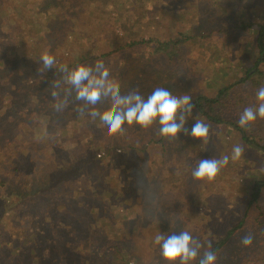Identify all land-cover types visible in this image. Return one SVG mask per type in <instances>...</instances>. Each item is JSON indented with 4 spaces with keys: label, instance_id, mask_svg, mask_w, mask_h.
<instances>
[{
    "label": "rangeland",
    "instance_id": "rangeland-1",
    "mask_svg": "<svg viewBox=\"0 0 264 264\" xmlns=\"http://www.w3.org/2000/svg\"><path fill=\"white\" fill-rule=\"evenodd\" d=\"M15 1H17L16 4L13 3ZM50 2V0H46V2L42 0L7 1L4 6L5 10L14 7L12 10L14 11L22 4L28 15L36 17L33 18L36 30L33 33H37L39 28L42 29L38 33L39 39H35L40 41L42 47H36L32 43L34 40L32 38H35L36 34H30L27 31L24 33L23 39L25 45L17 43L26 18L19 16L15 19L18 12L14 11L9 15V19L0 17L2 25L0 46L4 44L0 48V52L2 56L6 57V52L11 51L10 57L14 60L13 46H17L20 54L26 51V54L19 56L18 64L29 67L28 69L32 72L41 66V55L47 52L55 57L57 63L51 72H57L60 75L59 78L54 76V81L58 83L56 88H61L62 92L69 94L67 102L73 110L66 114L67 117L61 120V123L53 126V132L56 135L63 129L69 131V137L64 141L68 140L72 144L70 147L66 146L71 154L69 151L68 153L57 151L58 157L52 161L54 166L59 165L65 168L74 165L80 155L85 156L83 150L79 151L80 143L89 153V145L92 142L87 145V139L82 142L81 139L91 138L94 133L98 135L95 136L96 142L102 146H110L117 141L118 143L119 141L133 143L134 137L137 141L139 137L158 139L160 136L157 135L159 126L155 127L154 123L147 129H142L139 125L128 126L125 124L124 135L109 137L106 134V125L98 117L93 120L87 115L91 106L85 101L75 99V89L65 82L64 78L67 73H61L60 66L73 65L87 55L93 59L88 63L89 65H94L97 60L104 62L110 73L109 78L119 84L122 95L128 94L127 91L131 86L153 84L149 88L151 93L155 88L163 87L176 96L187 94L193 98L201 95L211 99L222 86L241 82L244 78V69L250 67L257 57L255 32L252 30L243 33L231 30V22L236 18L238 22L244 20L260 24L264 19L262 7L257 5L255 0H117L118 6L108 5L105 8L106 13L101 16L95 12L93 5L85 3L84 0H56L59 9L55 8L54 11L51 9ZM233 4H235L234 7ZM119 6L121 8L117 11ZM117 12L120 16L126 15L122 18V21L124 20L122 23H118L117 18H112V15ZM121 25H124L125 28ZM52 27H58L59 32L51 33ZM210 30H215V33L198 42H186L178 48L177 55L172 59L163 54L153 55L150 52L152 48H145V46L130 51L111 53L106 58L98 59L104 52H108L130 39L166 42L181 37H201L202 33ZM45 40L47 41L45 42ZM151 46L153 47L154 43ZM84 65L86 64L84 63ZM259 68L264 70V64L259 65ZM52 82L51 79L48 84L53 89ZM257 90L254 84L248 82L240 96L250 102L251 106H254L257 103ZM246 94L247 96H245ZM25 104L19 103L18 106H15L16 112L12 113L19 117L24 116L25 113L21 115L19 113L24 110ZM112 106L110 97H102L95 105L100 112L110 110ZM245 108L242 105V109ZM78 109L85 112L80 124L76 123L81 113ZM12 117L15 118V116ZM196 119L199 118L194 115L188 117L185 127L189 131ZM17 120L18 123L27 122V119ZM20 126H16L15 130L23 133ZM254 128L257 137L264 139V119L258 118ZM26 132L29 133V131ZM74 133L78 135L72 140L70 135ZM75 144L78 146L74 147ZM235 145H242L245 149L244 153L237 160L233 161L230 158L227 166L220 170L214 180L205 182L192 178V171L198 165L199 160L219 159L224 155L231 156ZM154 150V157L150 159L155 158L157 163L152 166H149L148 163V169L154 179L153 185H162L165 189L172 187L171 197H167V195L166 197H157L159 202L157 207L150 206V208L136 210L131 209L128 205L131 197L124 199L125 206L113 203L114 198H110L108 201L109 206L111 205V208L107 210L110 213V219L107 218L105 223L109 225L112 220L111 223L114 224L108 229V236L111 239L114 238L115 244L120 248L125 247L127 252L138 249L140 254L138 257L134 255L132 257L125 251L121 252L125 253L123 254L125 262H121L122 264H163L166 262L160 254V247L154 243L155 235L160 232L167 237L173 233L178 234L180 231H189L204 245V248H207V244L212 240L214 234L217 235L219 232L231 228L233 223L243 218L244 209L250 199V181L255 178L258 171H264L262 156L244 146L236 133L223 126L211 127L209 136L204 141L186 136L181 132L178 139H170L166 144L165 158H161L160 146L154 147ZM115 151L119 152L118 149L113 148L112 154ZM105 152L98 151L97 157L99 153V155H104ZM116 158L118 161L114 158L113 162L116 169L119 168L118 172L127 174L129 167L120 164L118 157ZM101 160L112 163V160L110 161L107 157H103ZM160 162H164V164L158 165ZM48 168L51 171L55 169ZM109 168L92 167L82 172L68 184L69 189L73 191V194L81 197L100 194L102 178L106 176ZM138 171L140 170L138 169ZM178 184L181 186L180 192H178ZM151 195L154 196L153 193ZM154 197L148 198L155 201L156 197ZM135 198L144 199L145 197ZM52 201L54 200L45 202L47 205H51ZM21 208L20 206L19 209ZM25 212V215H32L29 211ZM23 221L26 223H23V226L19 228L25 229L27 225L31 230L33 226L30 227L27 220ZM213 221H216L215 225ZM260 222L261 224H259ZM20 223L22 222L20 221ZM90 226L103 229L97 219L91 220ZM248 226L247 232L238 233L235 239L226 245V260L222 259L224 264L239 262L242 257L254 258V264L264 261V217L259 218L258 213L252 215ZM1 232L3 231H0V235ZM246 234L253 236V247L243 253L245 246L240 244V240ZM203 250L201 249V253ZM82 254L86 260L85 251ZM155 256L161 257L159 263H153L152 260ZM233 259L235 260L233 261ZM111 261L116 264L114 257ZM194 263L195 261L192 262V264ZM177 264H179L178 261Z\"/></svg>",
    "mask_w": 264,
    "mask_h": 264
},
{
    "label": "trees",
    "instance_id": "trees-1",
    "mask_svg": "<svg viewBox=\"0 0 264 264\" xmlns=\"http://www.w3.org/2000/svg\"><path fill=\"white\" fill-rule=\"evenodd\" d=\"M7 1L9 0H0V17L2 19H9V15L14 11L18 12L15 19L19 16L26 18L17 43L25 45L23 39L24 33L27 31L30 34H36V37L32 38L34 39L32 43L41 48L42 44L35 39H39L38 33L42 29L39 28L37 33H33L36 31L33 18L36 17L26 13L27 11L22 6L24 2L20 3L21 7L14 9V11H12L14 7L5 10L4 6ZM42 1L46 2V0ZM50 1L53 11L59 7L56 0ZM255 1L257 5L262 7L264 14V0ZM84 2L93 5V9L100 16L106 13L105 8L108 5L118 6L117 0H84ZM13 3L16 4L17 1ZM120 8V6L117 7V11ZM125 16H120L117 12L112 15V18H117L116 21L122 23L124 21H122V18ZM231 23V30L243 33L252 30L255 32L256 60L250 67L244 69V78L241 82L222 86L211 99L201 95L193 97L194 108L191 115L208 123L210 128L223 126L236 133L244 146L262 156V163H264V139L257 137L254 128L257 120L250 125L248 130L238 125L239 115L243 111L242 105L245 107L251 106L250 102L240 96L242 90L248 82L254 84L257 89L264 86V70L259 68V65L264 64V19L262 23L256 24L244 20L238 22L234 18ZM121 27L125 28L124 25H121ZM58 30V27H52L51 33L55 34V32H59ZM1 31L2 25L0 23ZM213 33H215V30L202 33L201 37L197 38L181 37L166 42L130 39L114 49L104 52L98 59L106 58L111 53L130 51L143 46L152 48L150 52L153 55L163 54L165 57L172 59L177 55L178 48L186 42H198L210 37ZM153 43L154 46L152 47L151 44ZM13 49L14 60L10 57L11 51L6 52V57L2 56L0 52V231H3L0 235V264H110V262L114 264L111 261L113 257L116 264H122L121 262H125L123 260V254L125 253H121L123 251L129 253L132 257L133 255L138 257L140 255L138 249L137 251L127 252L128 250L126 251L125 247L120 248L115 244L114 238L111 239L108 236V229L114 226L111 223L112 220H110L109 225L105 223L107 218L110 219V213L107 210L111 208V205L109 206L108 201L110 198H114L113 203L125 206L124 199L131 197L128 205L131 209L136 210L150 208V206L157 207L159 204L157 197H166V195L171 197L170 190L172 187L165 189L162 185H153L154 179L148 169V163L149 166L157 163L155 158L150 159L154 157V147L160 146L162 150L161 158H165L166 144L170 139L162 136L158 139L139 137L135 141L136 137H134L133 143L129 141H119L118 143L117 141V143L113 142L110 146H102L96 142L98 135L94 133L91 138L84 137L81 139V142L87 139V145L92 142L89 145V153L85 151L80 143L81 148L79 151L82 152L83 150L85 156L80 155L70 168L59 165L54 166L52 161L57 159V151L65 153L69 151V154H71L66 146L70 147L72 144L68 140L64 141L69 137V131L63 129L59 133L57 132L56 135L53 132V126L61 123V120L67 117L66 114L73 110L71 105L68 104L62 112H56L53 107L55 100L50 93L55 90L59 92L60 99L66 100H69V94L62 92L61 88L52 89L48 84L51 79L52 81L55 80L54 76L56 78L60 77L57 72L35 73L37 69L32 72L28 69L29 67L20 66L18 64L19 56L27 52L20 54L17 46H13ZM92 60L91 56L86 55L73 65L68 66V70L71 71L78 64L84 65L85 63L89 65L88 63ZM33 75L35 76L32 77ZM150 86L152 87L153 84L131 86L127 92L135 90L147 98L151 94ZM19 103H26L24 110L19 113V115L25 113L22 117L12 113L16 112L15 106H18ZM83 114L85 112L79 114L76 123L80 124L83 121ZM12 116L17 119H27V122L18 123V120ZM29 123H31L30 126H28ZM16 126H20L23 133L15 130ZM158 126V122L155 123V127ZM26 131H29V133ZM77 135V133L70 135L71 139H75ZM77 146L75 144L74 147ZM113 148L118 149L119 152L115 151L112 154ZM98 151H106L102 155L110 161L112 160V163L102 161L103 157L99 155L100 153L97 157ZM116 157H118L120 164L129 167L127 174L119 173V168L116 169L113 162L114 158L118 161ZM163 164L164 162H160L158 165ZM48 167L55 169L51 171ZM92 167H110L106 176L102 178L100 194L88 197L73 194L68 184L73 182L79 174ZM254 177L250 181V199L244 209L243 218L233 223L231 228L223 230L217 235L214 234L212 240H210L212 250L217 254V264H224L222 259L226 260V245L232 242L238 233L248 231L247 227H249L252 215L258 213L259 218L264 217V171H258V174ZM180 191L181 186L178 184V192ZM151 192L156 198L151 195ZM138 196L145 198H135ZM148 197H154L155 201H151ZM50 200L54 201L51 202V205H47L46 202ZM20 206L21 209H19ZM25 211H29L32 215H25ZM94 218L105 230L90 226V222L95 220ZM23 220H27L30 227L33 226L31 230L27 225L26 227L29 230L19 228L23 226V223H26ZM213 222L215 225L216 221ZM4 232H6L5 235ZM252 247V245L245 247L243 253H246V250ZM83 251L87 255L86 260H84ZM152 261L153 263H159L161 257L157 258L155 256ZM198 261L199 257L194 264H198ZM254 261V258L242 257L239 262L235 261L233 264H254ZM163 264L167 263L163 262ZM260 264H264V261Z\"/></svg>",
    "mask_w": 264,
    "mask_h": 264
},
{
    "label": "clouds",
    "instance_id": "clouds-1",
    "mask_svg": "<svg viewBox=\"0 0 264 264\" xmlns=\"http://www.w3.org/2000/svg\"><path fill=\"white\" fill-rule=\"evenodd\" d=\"M41 66L37 71L44 73L51 71L57 61L54 56L47 52L40 57ZM65 76V82L75 89V99L85 101L91 107L87 115L95 120L97 117L106 125V134L111 136L124 135L125 124L128 126L139 125L142 129L150 128L154 123L159 124L157 135L168 139H178L181 132L186 136L204 141L210 132V125L203 120L196 119L191 130L185 127L188 117L193 113L194 104L191 96L173 95L163 87L155 88L145 98L135 90L128 94H121L119 84L112 81L109 70L103 61L97 60L94 65H80L73 67L71 71L68 66H60L59 69ZM52 87H58L56 81ZM55 100L54 110L62 112L67 106L66 99H60L59 92L51 91ZM102 97H110L113 106L110 110L100 112L95 105ZM254 106L246 107L239 116V127L248 130L250 125L259 119H264V86L256 91ZM83 113L82 109H78ZM242 145H235L231 156L224 155L212 159L199 160L198 165L192 171V178L196 181L211 182L220 170L227 166L230 158L234 161L244 153ZM154 243L160 247V254L167 264H192L199 257L198 264H217V254L212 250V242L209 241L207 248L189 231H180L167 237L157 234ZM253 243L251 234L244 235L240 244L248 247ZM201 249L203 254L201 255Z\"/></svg>",
    "mask_w": 264,
    "mask_h": 264
}]
</instances>
